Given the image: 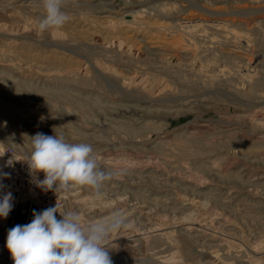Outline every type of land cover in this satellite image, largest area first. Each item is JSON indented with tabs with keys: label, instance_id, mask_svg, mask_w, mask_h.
Here are the masks:
<instances>
[{
	"label": "rangeland",
	"instance_id": "rangeland-1",
	"mask_svg": "<svg viewBox=\"0 0 264 264\" xmlns=\"http://www.w3.org/2000/svg\"><path fill=\"white\" fill-rule=\"evenodd\" d=\"M63 10L62 28L40 32V0H0V195L14 196L0 264H14L8 229L56 204L82 225L122 214L113 264H264V0ZM54 129L121 172L99 197L32 182L29 137Z\"/></svg>",
	"mask_w": 264,
	"mask_h": 264
},
{
	"label": "clouds",
	"instance_id": "clouds-1",
	"mask_svg": "<svg viewBox=\"0 0 264 264\" xmlns=\"http://www.w3.org/2000/svg\"><path fill=\"white\" fill-rule=\"evenodd\" d=\"M43 15L38 21L40 32L60 29L69 20L63 0H40ZM54 135L37 132L30 138L25 160L32 182L42 191H66L87 186L99 197L107 182L121 172L107 171L98 163L88 143H70L56 129ZM44 174L39 179V173ZM10 173L0 170V181ZM5 185L0 183V191ZM14 207L11 191L0 195V218L7 219ZM58 214V215H57ZM126 223L114 212L101 223L82 225L78 212L59 211V205L41 212L33 210L27 224L8 229L6 248L14 264H113L107 238Z\"/></svg>",
	"mask_w": 264,
	"mask_h": 264
},
{
	"label": "built area",
	"instance_id": "built-area-1",
	"mask_svg": "<svg viewBox=\"0 0 264 264\" xmlns=\"http://www.w3.org/2000/svg\"><path fill=\"white\" fill-rule=\"evenodd\" d=\"M7 157V156H6Z\"/></svg>",
	"mask_w": 264,
	"mask_h": 264
}]
</instances>
